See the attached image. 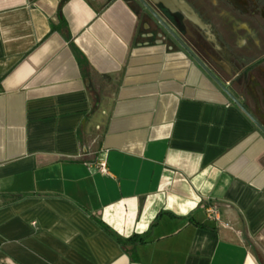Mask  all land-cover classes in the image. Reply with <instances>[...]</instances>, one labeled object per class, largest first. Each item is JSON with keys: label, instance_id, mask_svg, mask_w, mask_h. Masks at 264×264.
Masks as SVG:
<instances>
[{"label": "crops", "instance_id": "0c3cea01", "mask_svg": "<svg viewBox=\"0 0 264 264\" xmlns=\"http://www.w3.org/2000/svg\"><path fill=\"white\" fill-rule=\"evenodd\" d=\"M262 235L264 134L135 0H0V264H261Z\"/></svg>", "mask_w": 264, "mask_h": 264}, {"label": "flooded vegetation", "instance_id": "af4514ba", "mask_svg": "<svg viewBox=\"0 0 264 264\" xmlns=\"http://www.w3.org/2000/svg\"><path fill=\"white\" fill-rule=\"evenodd\" d=\"M145 1L154 3L156 12L216 70L240 102L241 98L264 99V0ZM167 6L177 10L172 12ZM258 109L264 113V107Z\"/></svg>", "mask_w": 264, "mask_h": 264}, {"label": "water", "instance_id": "95a60500", "mask_svg": "<svg viewBox=\"0 0 264 264\" xmlns=\"http://www.w3.org/2000/svg\"><path fill=\"white\" fill-rule=\"evenodd\" d=\"M142 10L148 13L168 34L178 43V45L186 51V53L193 59V61L212 79L214 83L246 114V116L255 124V126L264 134V123L260 121L255 115L248 111L243 104L230 92L227 85L222 82L217 75L184 43L181 36L175 28L166 22L153 8L154 3L146 2L145 0H136ZM172 12L177 9H172L167 6ZM192 14V12H191ZM193 16V15H192ZM190 18H192L190 16ZM193 19V18H192Z\"/></svg>", "mask_w": 264, "mask_h": 264}, {"label": "rangeland", "instance_id": "374dc122", "mask_svg": "<svg viewBox=\"0 0 264 264\" xmlns=\"http://www.w3.org/2000/svg\"><path fill=\"white\" fill-rule=\"evenodd\" d=\"M246 244L250 251L254 252L259 258L261 264H264V235H262L261 239H248Z\"/></svg>", "mask_w": 264, "mask_h": 264}, {"label": "built area", "instance_id": "2783aa9c", "mask_svg": "<svg viewBox=\"0 0 264 264\" xmlns=\"http://www.w3.org/2000/svg\"><path fill=\"white\" fill-rule=\"evenodd\" d=\"M95 170H97L101 174H108V169L104 158H100L98 160L95 166ZM205 212L208 218H216L217 211L214 205L210 203L206 204Z\"/></svg>", "mask_w": 264, "mask_h": 264}, {"label": "trees", "instance_id": "16d2710c", "mask_svg": "<svg viewBox=\"0 0 264 264\" xmlns=\"http://www.w3.org/2000/svg\"><path fill=\"white\" fill-rule=\"evenodd\" d=\"M137 240H139V239H137ZM137 241L136 240H134V238L132 237V238H130V239H128V241H127V243L129 244H134V243H136Z\"/></svg>", "mask_w": 264, "mask_h": 264}]
</instances>
